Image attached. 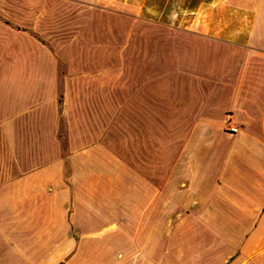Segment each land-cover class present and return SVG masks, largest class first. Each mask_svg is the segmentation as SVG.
<instances>
[{"label":"crops","instance_id":"1","mask_svg":"<svg viewBox=\"0 0 264 264\" xmlns=\"http://www.w3.org/2000/svg\"><path fill=\"white\" fill-rule=\"evenodd\" d=\"M0 264H264V0H0Z\"/></svg>","mask_w":264,"mask_h":264},{"label":"built area","instance_id":"2","mask_svg":"<svg viewBox=\"0 0 264 264\" xmlns=\"http://www.w3.org/2000/svg\"><path fill=\"white\" fill-rule=\"evenodd\" d=\"M225 129L228 130L229 132H237L238 128L234 124L231 123L230 118L226 119L225 122Z\"/></svg>","mask_w":264,"mask_h":264}]
</instances>
